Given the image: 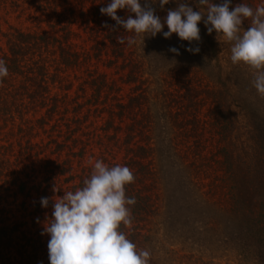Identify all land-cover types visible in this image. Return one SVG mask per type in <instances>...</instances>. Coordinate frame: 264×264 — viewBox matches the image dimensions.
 I'll list each match as a JSON object with an SVG mask.
<instances>
[{
    "label": "trees",
    "instance_id": "1",
    "mask_svg": "<svg viewBox=\"0 0 264 264\" xmlns=\"http://www.w3.org/2000/svg\"><path fill=\"white\" fill-rule=\"evenodd\" d=\"M77 2L79 15L70 0H0L36 26L46 20L32 8L56 18L50 32L28 31L0 15L8 68L0 82V264H49L48 242L25 231L27 221H12L13 205L21 195L32 200L24 215L45 223L52 202L42 208L41 198L83 187L93 171L84 163L97 155L134 174L125 188L136 200L132 222L120 230L150 252L149 264H203L216 232L242 264H264V95L253 86L255 70L233 64L231 43L209 34L203 20L190 44L176 34L165 39L166 26L154 37L124 31L100 12L111 0ZM178 3L198 10L197 0L152 7L163 22ZM242 3L255 9L264 0H230L229 10ZM129 14L117 10L122 19ZM78 16L89 48L76 43Z\"/></svg>",
    "mask_w": 264,
    "mask_h": 264
},
{
    "label": "clouds",
    "instance_id": "2",
    "mask_svg": "<svg viewBox=\"0 0 264 264\" xmlns=\"http://www.w3.org/2000/svg\"><path fill=\"white\" fill-rule=\"evenodd\" d=\"M155 2L145 0L142 6L141 0H111L100 12L134 35L151 33L150 37H154L166 26L165 39L176 34L190 44L200 40L198 24L203 20L209 34L215 31L231 43L233 64L243 63L255 70L253 86L258 94L264 95V4L254 9L242 3L230 11V0L219 5L212 0H197L198 10L194 11L187 4L178 3L175 9L167 11L162 22L152 7ZM158 3L163 9L169 0H158ZM121 9H127L130 14L123 19L118 17L117 10ZM249 19L251 24L245 31L241 25ZM117 40L124 43L125 37ZM135 42L134 37L127 38L129 45ZM169 51L179 55L176 48ZM186 51L197 54L199 48L189 47ZM7 75L6 62L0 59V82ZM134 180L127 166L108 167L97 160L83 187L68 191L62 197H42L41 207L47 208L51 199L53 209L41 233L50 237L49 264H149L150 252L138 251L120 230L121 225L129 226L132 222L129 206L135 205L136 200L126 196L125 188Z\"/></svg>",
    "mask_w": 264,
    "mask_h": 264
},
{
    "label": "rangeland",
    "instance_id": "3",
    "mask_svg": "<svg viewBox=\"0 0 264 264\" xmlns=\"http://www.w3.org/2000/svg\"><path fill=\"white\" fill-rule=\"evenodd\" d=\"M70 3H71V5L73 7H75V14L79 15L81 10H80V7L78 5L77 0H70ZM37 10H38L37 7L36 8H32V11H35V13H38L37 15L40 16L41 18L43 17V19L46 20V22L48 24L46 22H41L39 24V26L38 25L36 26L34 22L27 21L25 19L26 16H21L22 13H20L19 10L13 9L9 5H7L5 8L0 7V15L9 24H11L13 26H19V27H22L23 29H28V31L37 30V27H40L41 29H44V30L50 32L51 30L49 28V25L52 26L54 24V20L56 19L55 15L53 14V12L50 11L49 18H46L42 11L41 12H37ZM60 12H62V11H60ZM77 20H78L79 24H76L75 29H79V37L80 38L76 39V43L79 44L81 47L89 48L91 46V43L88 40L89 39L88 35L84 34L82 32L83 31V26L81 24L82 20H81L80 16H78ZM3 27H4V29L6 28L5 25ZM110 77H112V78L115 77L116 79H118L117 76H113L112 73H110ZM237 80L239 81V83L240 82L243 83V81H241L240 79H237ZM117 84L121 85V87L123 89L122 93L124 95H126L127 92H128L129 87L127 85L125 86V85L121 84L120 81H117ZM247 91H249L248 88H247ZM122 156H123L122 154H120L119 152H116L114 160L119 162V163H121L122 162V158H121ZM98 158H99V156L97 155L95 158L91 157L89 159H86V162L84 163L85 166L86 167L87 166H93L94 167V163L98 160ZM100 161H102V160H100ZM106 162L107 163H110V162L114 163L110 159V156L107 157V161ZM33 194H34L33 197L36 198L35 192H33ZM218 194L219 193H217L215 197L213 196V199L215 201H219V195ZM26 202H29V204L31 205L30 211H32L34 209V207H33L34 202L32 200L24 201V196L23 195L19 196L18 197V202L13 205V210H12L13 219H12V221H16L18 223H22L23 221H25V222L27 221L26 226H25V227H27V230H25V231L29 230L32 233H38L39 232L41 238L45 242H48L50 237L47 234L41 235V233L43 232L44 223L37 221L35 224H33L31 219L28 218L26 215H24L23 207H24ZM217 210L218 209H216V212H217ZM192 213H198V212H192ZM200 222L202 223L203 221H200ZM220 238H221V235L218 232H216V237L214 238L215 241L212 240L211 238L210 239L208 238V241L205 244V246H206L205 249L206 250L204 252L202 263L203 264H242L240 262V260L237 257H235L234 253L227 252V250H225V247L223 248V246H221V244L219 242ZM190 251L192 252L193 250H190ZM243 264H245V263H243Z\"/></svg>",
    "mask_w": 264,
    "mask_h": 264
}]
</instances>
